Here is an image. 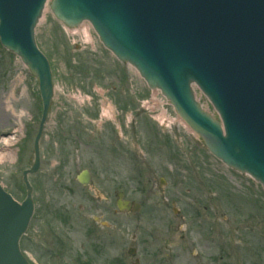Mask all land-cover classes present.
Instances as JSON below:
<instances>
[{"label": "rangeland", "instance_id": "obj_1", "mask_svg": "<svg viewBox=\"0 0 264 264\" xmlns=\"http://www.w3.org/2000/svg\"><path fill=\"white\" fill-rule=\"evenodd\" d=\"M87 25L90 36L83 32L72 34L47 7L37 28V42L52 61L56 86L41 142L42 167L30 177L35 189L36 212L29 234L21 242L22 248L39 264H73L76 252L83 250L82 255L89 252L94 264H111L114 254L119 250L127 251L131 246L138 248L141 264H264V187L215 158L196 134L177 121V112L162 94L157 97L155 115L165 110L175 122L168 120L162 125L152 117V111L148 112L143 106L152 98L151 89L131 66L136 76L131 68L125 67L129 84L120 92L124 98L121 100L123 113L111 104L112 86L98 82L103 87L93 90L92 79L108 82L107 70L111 67L117 70L121 65L111 58H108V65L99 37L92 26ZM81 69L86 77L78 74ZM108 88L110 93H107ZM195 91L201 103L217 116L198 87ZM7 101L11 119L2 115ZM63 105L64 110L61 109ZM21 112L23 116L20 117ZM41 112L42 100L36 78L19 57L0 44V139L7 136L17 142L11 151L12 158L0 162V181L19 201L26 196L22 172L30 167L34 158L33 145ZM117 113L125 120L124 133L120 135L122 141L113 145L115 141L110 138L116 135H110L107 129L110 121H117ZM87 116L98 126L93 137L79 141L73 132L60 141L62 128L69 130V125L83 123L76 120ZM171 122L174 123L172 128ZM103 123H107L104 131L107 140L99 130ZM115 127L118 126L113 125ZM167 135L169 139L173 136L171 152L175 164L171 165L176 168L172 173L181 172L180 166L190 172L197 171L203 185L210 190L202 202L207 208L201 205L199 210L207 215L208 223H213L207 228H213V234L208 235L197 223L195 206L188 203L187 194L175 196L171 189L164 190L163 195L157 192L147 200L160 203L162 196L176 198L186 218L174 217L171 200L165 201L170 205L162 217H133L117 210L119 191L140 200L143 197L134 189L137 182L144 179V174H159L170 164L167 153H156V146L148 147L152 139ZM83 169L91 171L89 187L77 181ZM179 182L183 185L182 191L191 186L187 173L180 175ZM162 206V203L155 204L153 208H157L159 214ZM95 216L109 222V227L98 225L93 220ZM187 224L191 231L186 233ZM58 238L66 246L64 254L51 262L46 249L54 247L56 251ZM50 240L52 244L48 243ZM197 251L198 256L195 255ZM126 255L127 264H134V258Z\"/></svg>", "mask_w": 264, "mask_h": 264}, {"label": "water", "instance_id": "obj_2", "mask_svg": "<svg viewBox=\"0 0 264 264\" xmlns=\"http://www.w3.org/2000/svg\"><path fill=\"white\" fill-rule=\"evenodd\" d=\"M48 1L70 27L90 21L104 45L159 88L216 157L264 184V0H0L1 43L29 67L44 102L35 161L24 171L27 198L18 203L0 184V264H29L19 245L34 212L28 175L40 168L53 94L50 63L35 37ZM193 84L223 125L202 108ZM79 180L88 185L90 173ZM117 205L130 208L122 194Z\"/></svg>", "mask_w": 264, "mask_h": 264}, {"label": "flooded vegetation", "instance_id": "obj_3", "mask_svg": "<svg viewBox=\"0 0 264 264\" xmlns=\"http://www.w3.org/2000/svg\"><path fill=\"white\" fill-rule=\"evenodd\" d=\"M79 72L80 73H78V74L85 76V77L87 76L85 74V71H83V69L79 70ZM107 74L110 77L108 82H107V80H104V81L101 80L100 81L97 79L94 81V79H92L91 77H89V81H91V79H92V82H93L92 88H93V90H96V91H97V87H99V86L103 87V85L98 83V82H104L106 84H109V86H112L113 87V98L111 100V104H112L114 109L118 110L119 112H122V110L124 111V109H121L123 107V105L121 104L122 103L121 100H123L124 98L121 96L120 92H121L122 88L125 89V87H127V74L123 70H116V69L107 70ZM110 92H111L110 88H108L107 93H110ZM116 92L118 93V96L116 95ZM101 95L103 97L105 96L104 93ZM123 104L127 105L126 102H123ZM64 108L65 107L63 105L61 107V109L64 110ZM63 112L64 111H62V113ZM117 114H118L117 115V121H110V124H109L110 126L107 129V133L110 132V135L115 133V135H116L115 138H110L111 140L113 139L115 141V142H112L113 145L115 143H120L122 141L121 140V138L123 136L122 133H124V127L123 126H124L125 120L123 119L121 114H119V113H117ZM63 116H65V112L63 113ZM78 120H81V122H83V123H77L76 126L74 124L69 125L68 126L69 130L63 129L62 128L63 126H61L62 129L60 130V136H59L60 141L62 139H64L66 135L67 136L72 135L73 132L76 133V136H74V138L79 140V141H85L86 138L93 137L95 135V133H97L98 128L96 129V127H98V126L94 124L95 121L93 118H91L90 116H87L84 119H77L76 121H78ZM87 124L88 125L93 124V127L88 128ZM105 124H107V123H105ZM105 124L103 123L102 127L99 128V130L101 132V136L104 140L107 137V136H105V132H104L105 131ZM113 125H117L118 127H115V129H114ZM120 135H122V136H120ZM106 140H107V138H106ZM172 140H173V136L169 139L168 135L163 137V138L161 137L159 139H154V140L152 139V145H149L148 147L156 146V150H155L156 153H160V152H163V154L167 153V158H168L167 161L170 160V164H168L167 166H164V168L162 169V171L159 172V174H157V172L153 173L151 176L150 175L147 176V173L144 174V177H143L144 179L137 182V186L134 189L137 190L139 192V194H141V196L143 197L140 200L131 198L123 190L119 191L118 193L123 194L124 200L131 202L130 210L126 211V212H120V213L125 214V215H131L133 217H142L143 215L146 217H152V218L159 217V216L162 217L167 213L168 207L171 204V209H172V212H173L174 217L176 219H182L184 217L186 218V215L184 214L183 209L179 207V202L177 201L176 198H173V197L172 198H166L165 196H162L163 197L161 200L162 202H160V203L157 201L155 203H150L147 200V199H149V196H153L157 192H160L162 194V192L164 190L171 189V190H173L171 192V194L175 195V196H176V194H178L181 197L182 195L187 194V196L189 197L188 203L190 205L195 206L194 217L196 218L197 223H200V225L203 227V229L207 230L208 235L213 234V228H209V230L207 229L209 226H212L213 223H211V222L208 223V221L206 220L207 215L206 216L202 215L201 210H199L200 206L202 205V202L205 201L204 197L206 196V194H208V192H210V190L208 191V189L203 185V183L201 182V180L199 178V172H197V171L190 172L188 170V168L186 169L185 167L180 166L178 168H180L182 170L181 172H177V173L173 172L172 173V171L176 168V166L171 165L172 163H174V161L172 159L173 153L171 152V146H172L171 141ZM106 144H107V142H106ZM150 150H152V148ZM182 173H187V175L189 176V180L191 181V186L185 187L184 191L181 190L183 185L179 182L180 181V175ZM163 193H165V192H163ZM157 200H159V199H157ZM163 200H164V202H163ZM165 201H168V202L170 201V204L168 202L166 204ZM135 203L139 205V207H138L139 209L137 212H134V210H133L134 209L133 206ZM161 203L163 206L161 207V212L158 214V212H156L157 208L154 209L153 206L155 204L160 205ZM149 204H152V206ZM203 207H204V209L207 208L206 205ZM201 216H202V218L205 216V218L202 220L199 219ZM220 218H222V216H220ZM109 225L110 224L108 222V225L106 227H109ZM188 231L189 232L191 231L189 224H187L185 229H184V232L187 233ZM216 232H218V231L216 230ZM204 236H206V234ZM48 243L52 244L51 240ZM57 243H58V245H57L58 248L56 249V251L54 250V247H48L46 249V253L48 254L47 258L51 262H52V260L58 259L61 255L64 254L63 251H64V247H66V246L62 244V241L60 238H58ZM130 251L132 253H130ZM130 251H129V249L127 251L119 250L118 254H114L113 257L110 258L111 264H127L126 253H129L131 255V257L134 258V264L136 262H138V264H141L140 258L137 255L138 248L136 246H131ZM82 252H84V250L76 252V256L74 257L73 264H94L92 257L88 255L89 252H87L86 254L84 253L83 255H82ZM28 255H29V253H28ZM195 255L196 256L199 255L198 251L196 252ZM29 259L31 260V262L33 264H39L36 260L34 261L30 257V255H29Z\"/></svg>", "mask_w": 264, "mask_h": 264}, {"label": "bare ground", "instance_id": "obj_4", "mask_svg": "<svg viewBox=\"0 0 264 264\" xmlns=\"http://www.w3.org/2000/svg\"><path fill=\"white\" fill-rule=\"evenodd\" d=\"M68 32L72 33V34H77L80 32H83L85 34H87L88 36H90L88 34V31L90 30L89 26L86 23H83L82 25L78 26L77 28H73V29H67ZM152 98L150 101L145 102V106L147 108H149L152 111V117L156 118L157 120H159L161 122V124H165V122H167L168 120L175 122V120H172L171 117L167 116V113L165 110L160 111V114L155 115V106H156V102H157V97L159 95V92L157 90H152ZM126 104H128L126 102ZM157 107H160V104L157 105ZM109 108V107H108ZM3 109V108H2ZM113 109L111 108V111ZM2 115H4L6 118L11 119L13 117H11V110H10V106H9V101H7V103L4 105V109L2 110ZM19 116H23V112H21L19 114ZM178 122L182 123L187 130H189L190 132L192 130V128L190 127V125L188 123H186V121L182 118V117H178L177 119ZM16 133V131H15ZM16 141H13L12 138H9L6 136V138H1L0 139V162L9 160L12 158V148L13 146L16 144Z\"/></svg>", "mask_w": 264, "mask_h": 264}]
</instances>
